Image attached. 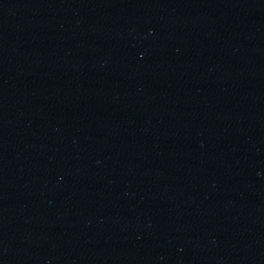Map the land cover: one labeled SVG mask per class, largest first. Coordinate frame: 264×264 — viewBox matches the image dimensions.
<instances>
[{
    "label": "water",
    "instance_id": "95a60500",
    "mask_svg": "<svg viewBox=\"0 0 264 264\" xmlns=\"http://www.w3.org/2000/svg\"><path fill=\"white\" fill-rule=\"evenodd\" d=\"M0 264H264V0H0Z\"/></svg>",
    "mask_w": 264,
    "mask_h": 264
}]
</instances>
